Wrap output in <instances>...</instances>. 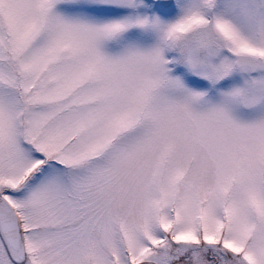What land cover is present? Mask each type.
Listing matches in <instances>:
<instances>
[{"label":"snow or ice","instance_id":"6c2138e0","mask_svg":"<svg viewBox=\"0 0 264 264\" xmlns=\"http://www.w3.org/2000/svg\"><path fill=\"white\" fill-rule=\"evenodd\" d=\"M0 264H264V0H0Z\"/></svg>","mask_w":264,"mask_h":264}]
</instances>
